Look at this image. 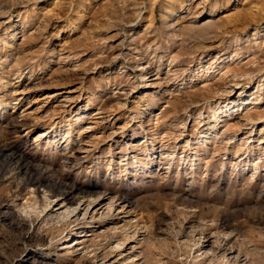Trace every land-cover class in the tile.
Listing matches in <instances>:
<instances>
[{
    "label": "rangeland",
    "instance_id": "374dc122",
    "mask_svg": "<svg viewBox=\"0 0 264 264\" xmlns=\"http://www.w3.org/2000/svg\"><path fill=\"white\" fill-rule=\"evenodd\" d=\"M0 264H264V0H0Z\"/></svg>",
    "mask_w": 264,
    "mask_h": 264
},
{
    "label": "bare ground",
    "instance_id": "6f19581e",
    "mask_svg": "<svg viewBox=\"0 0 264 264\" xmlns=\"http://www.w3.org/2000/svg\"><path fill=\"white\" fill-rule=\"evenodd\" d=\"M40 136L43 137L45 136V134L42 133ZM88 198L84 197L83 195V198H81L76 203H74L73 207L71 206L72 207L71 210H69V208H66V203L64 204V202L63 203L60 202L59 198H57L52 202L53 203L52 205H54L53 211L58 214H65L67 215L68 218L71 219L73 218V221L77 223V225H79V228L83 229L88 222L93 221L95 218L100 219L104 214H106L107 211L118 210V209L120 210L125 208V204H123L122 202L120 203H114V201L108 202L106 197H95L90 199ZM74 242L78 244L81 241L77 238L75 239ZM74 242H72L71 245L74 244Z\"/></svg>",
    "mask_w": 264,
    "mask_h": 264
}]
</instances>
